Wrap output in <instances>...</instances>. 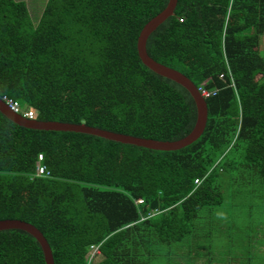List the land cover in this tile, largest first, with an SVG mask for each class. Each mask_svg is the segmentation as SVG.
Listing matches in <instances>:
<instances>
[{"label":"trees","instance_id":"1","mask_svg":"<svg viewBox=\"0 0 264 264\" xmlns=\"http://www.w3.org/2000/svg\"><path fill=\"white\" fill-rule=\"evenodd\" d=\"M168 3L47 0L37 19L25 0H0V97L31 108L42 122L184 139L197 122L193 98L138 53L144 27ZM263 41L264 0H178L151 34L152 59L215 91L206 99L204 134L179 151L30 130L0 112V221L35 226L55 264H201L214 257L219 236L233 250L223 259L255 264L258 254L244 255L254 243L237 244L245 233L233 213L245 190L243 170L264 181ZM40 155L48 178L36 177ZM246 235L253 240L255 231ZM93 245L101 256L91 259ZM0 264L46 262L33 236L8 230L0 232Z\"/></svg>","mask_w":264,"mask_h":264},{"label":"water","instance_id":"2","mask_svg":"<svg viewBox=\"0 0 264 264\" xmlns=\"http://www.w3.org/2000/svg\"><path fill=\"white\" fill-rule=\"evenodd\" d=\"M177 5L178 0H169L167 8L144 27L138 40V53L141 61L147 68L163 78L180 84L190 93L191 97L193 98L197 109V122L192 132L184 139L174 142H162L109 132L106 130L89 127L85 124H68L61 122H42L38 120H30L11 112L1 99L0 112L13 123L30 130L85 134L125 145H132L162 152H175L191 146L197 142L205 132L208 122L207 102L204 98H202L198 92L197 86H195L190 79H188L179 71L158 63L152 59L147 52V42L149 37L164 22L174 15ZM8 230H22L33 236L43 250L46 264H55L51 247L49 246L41 231H39L35 226L20 220L0 221V232Z\"/></svg>","mask_w":264,"mask_h":264},{"label":"rangeland","instance_id":"3","mask_svg":"<svg viewBox=\"0 0 264 264\" xmlns=\"http://www.w3.org/2000/svg\"><path fill=\"white\" fill-rule=\"evenodd\" d=\"M30 5L31 14L32 16H37V19L40 18L43 8L45 6V3L47 0H25ZM35 22V18H32ZM264 46V41L263 45ZM264 49V47L262 48ZM241 158V156H238L237 161ZM244 172L240 174L238 177L240 179V183H244L245 190L240 193L236 198V203L239 209L233 213L236 214V219L234 220V223H236V228L240 230V232H243L245 234H238L237 244H241L242 242L249 243L248 236L246 234H249L251 232L255 231V237L253 239L254 241V248L257 254L259 255L258 258L255 260V264H264V181L260 178V176L256 173L255 170H243ZM234 191V189H232ZM228 190H225V194ZM233 191L232 194L227 195V199L232 201L233 199ZM220 211H223L222 209ZM234 212V211H233ZM206 214V213H205ZM205 214L200 217L199 221H204L206 219ZM207 215V214H206ZM198 221V222H199ZM222 223V222H219ZM224 226V225H223ZM203 227V226H202ZM207 231H212L214 233L220 232L216 229H208L206 230L202 228V233H207ZM225 235V234H224ZM216 248L213 252L214 257H205L201 258V264H233L230 261V259L226 260L221 257L224 253L228 255V252L232 251L229 249V247L225 246V243L227 241L224 237H217L216 241ZM162 250L168 251V245H160ZM250 247H248L249 249ZM253 249V248H251ZM174 250V248L172 249ZM202 252V251H201ZM205 252V251H203ZM199 255V254H198ZM213 258H216V261H212ZM180 264H194V261L188 262L186 259L179 260L177 259ZM177 260L175 262L177 263ZM241 262L244 261L243 259H240ZM159 264H165V263H159ZM241 264V263H240Z\"/></svg>","mask_w":264,"mask_h":264},{"label":"built area","instance_id":"4","mask_svg":"<svg viewBox=\"0 0 264 264\" xmlns=\"http://www.w3.org/2000/svg\"><path fill=\"white\" fill-rule=\"evenodd\" d=\"M221 78H224V76H222ZM230 86L232 88H235L234 82H231ZM197 89H198V92L200 93V95L202 96V98H204L205 100L209 99L215 95V91H210L206 88V83L200 85ZM0 99L8 107V109L11 112H13L14 114H17L19 116H22V117H24L26 119H30V120L35 119V117H36L35 112L29 107H23L14 98H12L8 95H4V96L0 97ZM42 161H44V156L40 155L39 161H38L37 167H36V177H41V176L49 177L50 172L47 170L46 166L42 165ZM195 183L200 184V180H196ZM138 203L142 204L143 201L138 200ZM89 255H90L91 259L100 257L101 252H100L99 246L98 245L91 246L90 251H89Z\"/></svg>","mask_w":264,"mask_h":264},{"label":"crops","instance_id":"5","mask_svg":"<svg viewBox=\"0 0 264 264\" xmlns=\"http://www.w3.org/2000/svg\"><path fill=\"white\" fill-rule=\"evenodd\" d=\"M248 238V237H247ZM238 240V239H237ZM248 240H249V242H251V243H254V241L252 240V239H249L248 238ZM233 251V250H232ZM245 253H247V254H244L245 256H254V255H257V252L255 251V249H251V248H249L248 250H247V252H245ZM240 262L239 261H237L236 263H233V264H239Z\"/></svg>","mask_w":264,"mask_h":264},{"label":"clouds","instance_id":"6","mask_svg":"<svg viewBox=\"0 0 264 264\" xmlns=\"http://www.w3.org/2000/svg\"><path fill=\"white\" fill-rule=\"evenodd\" d=\"M231 85V84H230ZM234 85H235V83H234ZM229 87H231V86H229ZM198 88V87H197ZM233 89H235V88H233ZM35 120V119H34Z\"/></svg>","mask_w":264,"mask_h":264},{"label":"bare ground","instance_id":"7","mask_svg":"<svg viewBox=\"0 0 264 264\" xmlns=\"http://www.w3.org/2000/svg\"><path fill=\"white\" fill-rule=\"evenodd\" d=\"M36 113V112H35ZM48 178V177H47Z\"/></svg>","mask_w":264,"mask_h":264}]
</instances>
